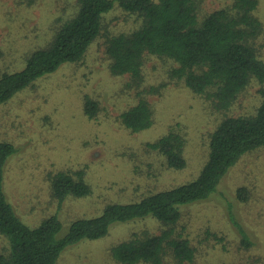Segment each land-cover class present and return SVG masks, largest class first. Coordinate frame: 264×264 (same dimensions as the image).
Listing matches in <instances>:
<instances>
[{"label":"rangeland","instance_id":"obj_1","mask_svg":"<svg viewBox=\"0 0 264 264\" xmlns=\"http://www.w3.org/2000/svg\"><path fill=\"white\" fill-rule=\"evenodd\" d=\"M73 1L34 0L26 4L0 0V74L22 69V61L16 57L47 44L51 21L65 15L62 7L72 10ZM231 4L232 0H202L198 16ZM258 13L264 18V0H259ZM140 20L137 14L115 4L104 16V32L89 45L79 63L62 64L0 103V141H11L16 147L4 165L3 190L16 215L28 226L39 225L55 214L61 221L57 236H62L72 219L97 215L108 202H128L148 190L195 178L208 158L207 134L225 113L211 97L194 92L182 79L169 77L174 61L145 54L138 88L128 86V74L114 75L109 68L105 35L129 32L140 25ZM152 86L159 89L145 91ZM258 87L252 81L228 113L252 111L258 102ZM138 90L143 91L153 109V123L131 132L118 115L136 102ZM86 95L100 103L96 118L90 119L83 110ZM176 127L186 138L187 164L182 168L166 167L161 155L142 150L146 141ZM82 167L92 192L67 197L58 205L50 194L47 175L61 168ZM241 184L251 186L255 198L239 201L235 190ZM181 209L175 231L188 238L195 249L193 261L181 264L245 263L255 259L264 264V147L245 153L231 166L210 198L181 205ZM230 214L253 242L248 249L239 246L241 233ZM159 227L152 217L115 221L104 236L84 238L67 246L57 264H128L115 257V246L145 229L158 233ZM6 246L7 239L0 234V251ZM164 264L177 263L168 256Z\"/></svg>","mask_w":264,"mask_h":264},{"label":"trees","instance_id":"obj_2","mask_svg":"<svg viewBox=\"0 0 264 264\" xmlns=\"http://www.w3.org/2000/svg\"><path fill=\"white\" fill-rule=\"evenodd\" d=\"M33 1L21 0L26 4ZM200 1L74 0L72 10L62 7L65 15H57L51 21L49 42L20 53L16 59L22 61V69L0 74V103H4L62 64L79 63L89 45L104 32V16L116 4L142 20L129 32L105 35L104 52L111 72L128 74V86L138 88L145 54L171 59L176 65L169 70V77L182 79L194 92L211 97L225 113L207 134L208 158L195 178L148 190L128 202H108L97 215L72 219L62 236H57L61 221L55 214L32 227L16 215L3 190L4 165L16 147L11 141H0V234L7 239V246L0 251V264H57L67 246L84 238L102 237L111 223L137 217L158 220L160 230L157 233L145 229L117 244L114 252L119 261L164 264L168 256L177 264L193 261L194 247L188 238L175 231L183 213L181 205L210 198L231 166L245 153L264 147V18L258 13L259 0H232L230 7L216 8L202 18L198 16ZM252 81L259 85L258 102L253 110L229 114L232 104ZM156 88L152 86L145 91L158 90L159 86ZM137 96L136 102L118 115L121 124L131 132L153 123V109L143 91L138 90ZM83 110L90 119L96 118L100 103L86 95ZM185 145V135L176 127L146 141L142 150L161 155L166 167L182 168L187 164ZM85 172L83 167L49 172L46 178L50 194L58 205L67 197L92 192ZM235 191L239 201L255 198L253 188L246 184L238 185ZM229 218L241 233L239 246L251 247L253 242L243 227L232 214ZM259 263L255 259L223 264Z\"/></svg>","mask_w":264,"mask_h":264}]
</instances>
